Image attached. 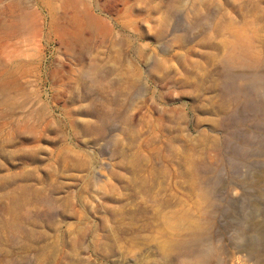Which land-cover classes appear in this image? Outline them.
<instances>
[{"label": "rangeland", "instance_id": "obj_1", "mask_svg": "<svg viewBox=\"0 0 264 264\" xmlns=\"http://www.w3.org/2000/svg\"><path fill=\"white\" fill-rule=\"evenodd\" d=\"M0 264H264V0H0Z\"/></svg>", "mask_w": 264, "mask_h": 264}, {"label": "bare ground", "instance_id": "obj_2", "mask_svg": "<svg viewBox=\"0 0 264 264\" xmlns=\"http://www.w3.org/2000/svg\"><path fill=\"white\" fill-rule=\"evenodd\" d=\"M192 236H196V232L194 231V229H192Z\"/></svg>", "mask_w": 264, "mask_h": 264}]
</instances>
